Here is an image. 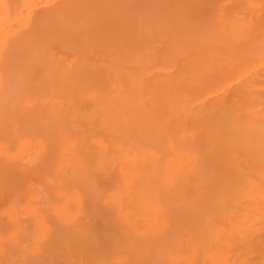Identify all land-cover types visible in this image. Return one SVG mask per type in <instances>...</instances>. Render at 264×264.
<instances>
[{"label": "bare ground", "instance_id": "obj_1", "mask_svg": "<svg viewBox=\"0 0 264 264\" xmlns=\"http://www.w3.org/2000/svg\"><path fill=\"white\" fill-rule=\"evenodd\" d=\"M12 113L22 160L78 183L36 264H264V0H0Z\"/></svg>", "mask_w": 264, "mask_h": 264}, {"label": "rangeland", "instance_id": "obj_2", "mask_svg": "<svg viewBox=\"0 0 264 264\" xmlns=\"http://www.w3.org/2000/svg\"><path fill=\"white\" fill-rule=\"evenodd\" d=\"M11 115H14V116H12V117H17V115L16 114H11ZM16 115V116H15ZM13 119V118H12ZM18 121V119L16 118L15 119V121H13V120H11L12 122H14V123H12V122H7V123H5V125L6 124H8V125H6V127L8 126H11V123H12V130L10 131V134H9V136H8V131H6V132H3V133H7L6 135H5V137L4 138H0V142L2 143L1 145L2 146H4V150H3V148L1 149V150H3V152L4 153H6V152H8V153H6V155L9 157V152H12V156L15 158L14 160H11L12 162H9V161H7L6 159H7V156L6 155H4L3 157H2V160H4V161H2L1 159H0V161H2L3 163L5 162H8V164L7 165H10L9 163H11V165L9 166V167H7L8 168V170L9 171H11V169H12V171H11V173H9V175H10V177H9V175H8V178H7V176H4V178H0V213H2V214H0V248H1V250H0V264H13L12 262L14 261V264H16L15 263V261H16V257L18 256V254L20 255V256H18L17 258L19 259V257H20V259L21 260H24V259H22V258H24L25 256V258H27V256H28V259L29 260H27V259H25V260H27L28 262H25V260L23 261V262H25V263H23L22 261V264H28V263H32V264H36V262L38 261V259H39V256H41V255H44V253L46 252V250H47V248H48V246L50 245V240H51V236H53L54 235V237H55V234L57 233V230H58V228L61 226V224H62V221L64 220V216H66L65 214L67 213V215H70V216H72V215H74V214H72V213H75L76 212V207L74 206V202H73V200L71 199L72 198V196H73V194L75 193V190H77L78 189V183L77 182H73V181H70V180H66L65 182H63L62 180H63V178H62V171H61V163H62V161H64V159L62 158V156H59V157H56V158H54L53 160H52V165H50V166H48L47 168H46V170H45V172L44 173H42V172H40V171H38L36 168L34 169V167H33V165L29 162V157H27V158H25V161L24 160H22V158H23V156H27V155H24L23 153H25L24 151H28L27 150V147H28V145H27V147L25 148V146L22 148V146H21V143H23V141H24V143H25V141H28V138H31L32 140H35V139H37V138H39L37 135H35V131H32L31 132V130H29L30 132H26V131H28V130H26L25 131V129H23V127L21 128V126L17 123L16 124V122ZM10 124V125H9ZM2 125V124H1ZM1 125H0V127H1ZM16 125L18 126V127H20L22 130H24V132L22 133V132H20V131H22L20 128H15L16 127ZM4 127V129L3 128H1L2 130H0V131H5V129L7 130V128L5 127V126H3ZM9 128H11V127H9ZM17 129L16 131H15V129ZM14 129V130H13ZM20 130V131H19ZM12 131H14V134H15V136H16V141L14 140V138H15V136H14V134H12ZM17 132H20L21 133V135L19 136L18 134H17ZM35 132V133H34ZM3 133H0V137H3L4 136V134ZM37 134V133H36ZM2 135V136H1ZM23 135V136H22ZM24 135H25V137H24ZM11 136V137H10ZM18 136V137H17ZM22 136V137H21ZM20 137V138H19ZM9 138H12V139H9ZM9 139V140H8ZM18 139V140H17ZM10 140H12V141H15V142H12L11 143V141ZM19 140H21V141H19ZM5 141V142H4ZM9 141V142H8ZM4 142V143H3ZM29 142V141H28ZM8 145V147H10L11 148V150H10V148H8L7 147V145ZM9 143V144H8ZM19 143V144H18ZM5 144V145H4ZM18 144V145H17ZM1 145H0V147H1ZM16 145H17V148H16ZM6 147V148H5ZM20 148V149H19ZM32 149V148H31ZM15 150V152L16 151H21L20 153L18 152V154L17 153H13V151ZM55 152V154H57L56 153V151H54ZM3 153V154H4ZM22 153V154H21ZM16 156H15V155ZM19 154H21V156L19 155ZM10 156H11V153H10ZM11 156V157H12ZM19 156V158H16V157H18ZM15 161H17L18 162V164H17V162H15ZM19 161H20V163H19ZM4 163V164H5ZM12 163H15V164H17V166L15 167L14 166V164H12ZM1 166H3V165H1ZM26 168H25V167ZM12 167H14V168H12ZM31 167V168H30ZM14 169V170H13ZM32 170V171H31ZM33 170H34V172H33ZM25 172V174H26V178H27V180H28V183H29V185H31L32 187H33V189H35V191L34 192H28V191H26V193H25V190H22V192H21V190H15V189H13L12 188V186H10V184H11V179L14 177V178H17L18 177V175L21 173V172ZM36 171V172H35ZM30 173V174H29ZM32 173V174H31ZM30 175H31V177H30ZM62 175V176H61ZM29 176V177H28ZM7 179H6V178ZM49 177H51L52 179V181L50 180V179H48ZM4 180V181H3ZM30 180V181H29ZM49 180V182H51V184H53L52 186H53V188H50V189H48V190H44V188H43V185H45V183L47 182ZM4 182V183H3ZM52 182H54V183H52ZM2 183V184H1ZM36 183V184H35ZM34 184V185H33ZM70 184V185H69ZM35 186V187H34ZM38 187V188H37ZM6 188H8V189H6ZM37 189V190H36ZM18 191V192H17ZM60 191V192H59ZM28 192V193H27ZM35 192H37V193H35ZM64 192V193H63ZM62 193V194H61ZM66 193V194H65ZM32 194V197L30 196ZM50 194V195H49ZM61 194V195H60ZM10 195V196H9ZM35 196V199H33V197ZM54 195V196H53ZM66 195V196H65ZM69 195V196H68ZM68 196V197H67ZM66 197V198H65ZM19 198V199H18ZM39 198V199H38ZM18 199V200H17ZM64 199H66V200H64ZM64 200V201H63ZM72 200V201H71ZM10 201V202H9ZM12 201V202H11ZM15 201V202H14ZM17 204V205H15V204ZM26 203H28V205H30V206H28ZM30 203V204H29ZM50 203H52L53 205H50ZM71 203H72V205L74 206V207H72V205H71ZM13 204L14 206H11V205ZM21 205V207H22V209H21V207H20V205ZM26 204V205H25ZM31 204H32V206H33V208L34 209H32V210H34V211H32V210H29V209H31L32 208V206H31ZM35 204H37L38 205V207H37V205H35ZM44 204H45V206H44ZM57 206H56V205ZM69 204V205H68ZM35 205V206H34ZM63 206V207H62ZM66 206H67V208H68V212H66ZM4 207H6V208H4ZM8 207L9 208H12V210H10V209H8ZM13 207H16V209L15 208H13ZM29 207V208H28ZM42 207V208H41ZM56 207H57V211H55L56 210ZM71 207H72V209H71ZM20 208V209H19ZM27 208V209H26ZM41 208V209H40ZM53 208V209H52ZM61 210H60V209ZM62 208H63V210H62ZM74 208V209H73ZM3 209V210H2ZM8 209V210H7ZM26 209V211H25V213H24V210ZM37 209V211H35ZM40 209V210H39ZM51 209V210H50ZM19 210H22V211H19ZM47 210V211H46ZM65 210V211H64ZM69 210H71L72 211V213H71V211H69ZM3 211H4V213L5 214H3ZM10 213V212H12L13 213V217H12V213H8V212ZM29 211V212H28ZM43 213H42V212ZM53 211H55L56 213H54ZM7 212V213H6ZM20 212V213H19ZM53 212V213H52ZM58 212H60V213H58ZM66 212V213H65ZM70 212V213H69ZM24 213V214H23ZM69 213V214H68ZM31 214V215H30ZM72 214V215H71ZM77 214V213H76ZM4 215V216H3ZM9 215V216H8ZM11 215V216H10ZM16 215H18L17 216V220L15 219L16 217ZM25 215V216H24ZM27 215H29V216H27ZM62 215H64V216H62ZM34 216V217H33ZM52 216V217H51ZM61 216L63 217V218H61ZM54 217V219H52ZM14 218V219H13ZM57 218H58V221H57ZM7 219H9V220H11V221H7ZM37 219V220H36ZM43 219V220H42ZM60 219H63V220H60ZM12 220H13V222H12ZM19 221L18 222V224H16L17 222L16 221ZM41 220V221H40ZM37 221V222H36ZM43 221V222H42ZM49 221H50V224H49ZM7 222V223H6ZM14 222H16V223H14ZM41 224H40V223ZM48 222V223H47ZM54 222V223H53ZM58 222H60V223H58ZM65 222V220L63 221V224H65L64 223ZM22 223H23V225H22ZM68 223V222H67ZM66 223V224H67ZM5 224H7V225H5ZM14 224V225H13ZM48 224V225H47ZM9 225V226H8ZM22 225V226H21ZM42 226H44V227H42ZM47 226V227H46ZM48 226H55V227H50V229H52V230H50L49 228H48ZM44 228V229H43ZM19 229H20V231H19ZM22 229V230H21ZM43 229V230H42ZM16 230V231H15ZM24 230V231H23ZM27 230V231H26ZM31 230V231H30ZM34 230V231H33ZM46 232H45V231ZM48 230H50L51 232H49L48 233ZM14 232V234H13V232ZM46 233V240H42V237H45V236H43L45 233ZM20 232H22L21 234H20ZM25 232H27V234L25 233ZM36 232V233H35ZM43 233V235H41L42 233ZM18 233V234H17ZM39 233H41L40 235H39ZM35 234H36V236H35ZM50 234H51V236H50ZM13 235V236H12ZM16 235H17V237H19V239L18 238H16L15 239V237H16ZM20 235V236H19ZM34 235V236H33ZM12 236V237H11ZM40 236V237H39ZM51 238H50V237ZM9 237H10V239H9ZM49 237V238H48ZM33 238H35V239H33ZM48 238V239H47ZM3 239V240H2ZM6 241H5V240ZM19 243V242H22L23 243V245L21 244V243H19V244H16L17 242L15 241V240ZM22 239H24V240H22ZM30 239H33V240H30ZM38 239H41L43 242H42V244H40V242L39 241H41V240H39L38 241ZM45 239V238H44ZM50 239V240H49ZM53 239V238H52ZM22 240V241H21ZM36 241H38L39 242V244L36 242ZM32 242V243H31ZM34 242V243H33ZM29 243H30V245H29ZM15 245V246H14ZM41 245V247H39ZM9 246H10V249H9ZM12 246V247H11ZM14 246V247H13ZM41 248L40 249V251H39V248ZM25 250H26V252H25ZM8 251V252H7ZM17 251H19L18 253H17ZM27 251H28V253H27ZM4 252H5V254H4ZM6 252H7V254H6ZM15 252H16V254H15ZM32 252H34V253H32ZM39 252H43V254L42 253H39ZM23 253V254H22ZM32 253V254H31ZM1 254H2V257H5V256H7L9 259H7L6 257L4 258V259H2L1 258ZM34 254H36L35 256L37 257V258H35L34 257ZM23 255H24V257H23ZM13 256V257H12ZM35 259H34V258ZM13 258V260L11 261V259ZM33 258V260H31ZM74 258V257H73ZM3 260V261H2ZM10 260V262H8V261ZM35 260V261H34ZM5 261V262H4ZM31 261V262H30ZM33 261L35 262V263H33ZM74 261V260H73ZM7 262V263H6ZM19 262H20V260H19ZM20 262V263H21ZM19 263V264H20ZM18 264V263H17Z\"/></svg>", "mask_w": 264, "mask_h": 264}]
</instances>
